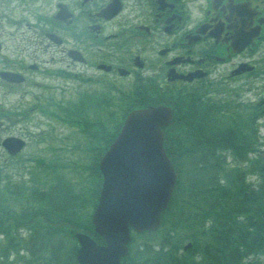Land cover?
I'll list each match as a JSON object with an SVG mask.
<instances>
[{"label": "trees", "instance_id": "16d2710c", "mask_svg": "<svg viewBox=\"0 0 264 264\" xmlns=\"http://www.w3.org/2000/svg\"><path fill=\"white\" fill-rule=\"evenodd\" d=\"M104 93L106 103L95 102L93 120L70 103L59 106L61 117L52 113L58 120L85 123L84 131L97 128L99 135L93 137L103 147L92 148V161L80 165L38 158L25 180L21 174L3 175L0 169V264H80L74 230L92 228L89 208L96 205L102 182L99 158L131 107L108 103L107 83ZM119 93L126 98V91ZM170 100L176 102V116L166 128L165 146L178 172L176 188L158 230L135 234L121 264H264V158L248 155L254 141L241 132L246 121L221 123L204 105L180 106L178 96ZM112 106L121 109L118 115ZM87 155L92 156L89 151ZM230 155L239 163L229 164ZM80 168L90 173L85 175L87 185L77 187L67 170L80 174ZM257 173L262 179L258 185L250 181ZM23 232L27 236L21 237ZM140 236L147 238L133 252ZM187 237L193 245L184 249Z\"/></svg>", "mask_w": 264, "mask_h": 264}, {"label": "flooded vegetation", "instance_id": "af4514ba", "mask_svg": "<svg viewBox=\"0 0 264 264\" xmlns=\"http://www.w3.org/2000/svg\"><path fill=\"white\" fill-rule=\"evenodd\" d=\"M13 2L21 19L18 13L16 18L0 14L4 17H0V34L6 25L20 23L49 27L37 35L21 33V39L13 28L7 34L10 42L0 35V81L18 95L19 102L30 71L42 68L39 53H50L53 45L55 53L66 56L68 66L74 68L69 74L77 77L74 72H84L79 65L87 71L91 66L110 73L125 69L139 90L146 91L148 84L157 90L179 89L185 98L198 102L197 93L215 82L212 76L220 71L225 79L244 80L245 88L250 78L256 79L262 96L257 103L264 105V0ZM20 41L21 53L17 45L15 57H5L11 42ZM2 72L8 76H1ZM146 98L150 104H159L167 96L152 93Z\"/></svg>", "mask_w": 264, "mask_h": 264}, {"label": "rangeland", "instance_id": "374dc122", "mask_svg": "<svg viewBox=\"0 0 264 264\" xmlns=\"http://www.w3.org/2000/svg\"><path fill=\"white\" fill-rule=\"evenodd\" d=\"M5 13H11L14 18H16L14 13H18V18L21 19V11L16 8L13 0H4L3 2H0V14ZM0 17L4 20L3 15H0ZM35 25L36 23L30 25L26 23L21 25L20 23L16 26L6 25L5 32L2 30V34L0 35L2 39L8 40V30H12L14 28L13 33L21 39V33L37 35L41 33L42 28H49L47 26ZM11 44L12 47L8 48V50H6L7 52L5 51V57H15L13 50L17 45H20L19 52L21 53V41L11 42ZM48 44L49 43H47V45ZM70 44L73 45L75 42H70ZM33 47L34 46L29 47V49ZM49 51L50 53H39V58L42 60V68L38 71H30V81L28 79L26 83H23V87L21 89V102L18 101V95L14 91H8L6 89L7 85L0 81V169L3 170L1 173L3 175L16 177L21 174L23 179H29V173L27 171H31L35 168V160L38 158L44 159L47 162L54 161L59 158L61 161L71 160L77 163H86L88 159L85 157V151L81 152L78 150L77 152V149H75L74 146L85 144L84 148H92L88 135L95 133L96 130L91 128L89 133H87V136H80V126L72 125L71 122H57L56 118L50 113H57V115L60 116L63 114V111L60 110L59 106L61 105L62 107H67L70 103L74 104V107H76V110L78 111L83 112L85 110L90 120H93L94 112L98 113V105H96L95 102L102 100L101 106L106 103L103 101V99H105V89L102 87L103 85L101 86L99 84L97 78L93 75H98V78H104V82L105 80L108 82L111 81L117 85L118 88L121 87L124 91H129L131 83L134 84L132 76L129 77L130 80L128 84L127 80L114 78L112 75H107L104 72L98 71L92 66L87 71L84 66L82 67V65H77L79 69L87 72V75H85L84 72L81 73L76 71L80 77H77L76 75L71 76L68 74V71L62 70L74 69L73 67L68 66L67 57H60V53H55V47L53 45L50 46ZM27 60L32 61L34 58H29ZM1 66L2 65H0V67ZM43 69H45V73H43ZM58 71L65 73V77L60 76L59 74L57 75L56 73ZM54 72H56V75L53 74ZM89 77L92 78L88 79ZM82 78H87V80H83ZM212 78L216 81L208 87H202L200 92L197 93V96H201V104L207 107L208 110H211L210 112L213 119H216L221 123L232 124L236 119L246 121V127L241 132L254 141L251 146L248 147V149H250L248 155L256 159V147L258 140V147L261 150L260 155L264 156V116L259 119L258 127L254 123V119L251 118L252 113L255 111V109L251 106V103L255 99H262L261 90L256 87L257 80L250 78V86L246 85L245 88L244 85L246 82L244 80L237 79L233 81L225 79L224 76L221 75L220 71H217ZM31 81L34 82L33 85H29ZM135 91L136 90L131 91L129 96L125 98L119 95L120 90H110L111 97L109 98L110 102L108 103L122 102L124 105H131L132 102L137 101ZM163 92L166 95L170 93L183 95L181 90H157L152 88L150 84L148 89L146 91L143 90L141 93L145 94L144 97H148L151 93L160 94ZM98 94L101 95V100L99 99ZM85 96L88 98H85ZM82 99H85L88 102L82 103ZM109 99L107 101H109ZM225 102L234 104L240 103V106L232 111L227 109H223V111L219 109L213 111V109H215L218 105ZM112 109H115L116 115H118L121 111L118 106H112ZM263 109L261 108V112L264 113ZM256 115L257 113L254 116ZM10 117L12 120L9 119ZM114 121L117 120L115 119ZM52 124L55 126L54 128L51 127ZM8 134H21V136L27 141L26 146L16 157L6 153L1 145V141ZM93 144H97V142L94 140ZM99 144L102 145L101 142ZM64 145H66L67 150H60V147ZM227 160L230 161L229 164L231 165L239 163L231 155ZM40 170L42 169L40 168ZM64 173H66V170ZM89 173L90 171H83L82 169L80 174L74 172L73 169L67 170V175L72 177L71 180L74 181V184L77 187L87 185L85 175ZM259 175L260 174L257 173L251 177L253 178V181H256L257 185L259 184L258 181L262 182ZM42 177L43 176H40V178ZM49 178H51V176H49ZM77 181H80V183H77ZM24 233L26 232H23L21 237L27 236V233ZM187 235L189 234L187 233ZM146 238L147 236H140L136 239L133 246V252L136 249L137 243H140L141 240H145ZM0 239H2V241L4 240V238L1 237ZM189 241H192V237H187L183 245ZM70 242L71 241H69V243ZM21 254L24 255V252L21 251Z\"/></svg>", "mask_w": 264, "mask_h": 264}, {"label": "water", "instance_id": "95a60500", "mask_svg": "<svg viewBox=\"0 0 264 264\" xmlns=\"http://www.w3.org/2000/svg\"><path fill=\"white\" fill-rule=\"evenodd\" d=\"M166 106L132 111L116 141L101 161L104 183L92 221L106 239L98 243L77 232L81 245L76 256L81 264H120L128 253L130 227L137 231L156 229L173 194L177 173L164 148L161 127L171 120ZM15 149H11L12 141ZM21 139L8 138L11 152L23 146Z\"/></svg>", "mask_w": 264, "mask_h": 264}]
</instances>
